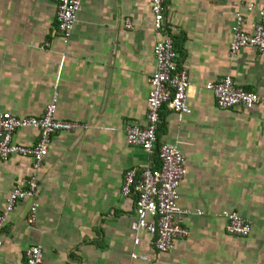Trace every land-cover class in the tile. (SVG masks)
Instances as JSON below:
<instances>
[{"label":"crops","instance_id":"0c3cea01","mask_svg":"<svg viewBox=\"0 0 264 264\" xmlns=\"http://www.w3.org/2000/svg\"><path fill=\"white\" fill-rule=\"evenodd\" d=\"M149 1L81 0L62 46L53 36L52 0H0V112L39 116L56 87V119L86 125L51 137L37 173L35 222L25 221L28 200L14 205L0 230V264H23L30 245L41 247V264H125L130 252L148 256L135 264H264V111L218 109L204 89L230 75L264 94V53L226 55L238 0L166 2L162 34L187 70L190 113L163 106L156 143L182 154L178 204L200 214L182 219L188 237L167 253H154L143 234L132 245L133 197L120 196L122 176L132 166H157L155 151L127 146L123 135L125 126L145 123L146 80L154 71ZM245 1L264 7V0ZM36 136L21 129L13 139L31 145ZM29 170L26 158L0 161V211ZM230 211L250 222L246 238L224 233Z\"/></svg>","mask_w":264,"mask_h":264},{"label":"built area","instance_id":"2783aa9c","mask_svg":"<svg viewBox=\"0 0 264 264\" xmlns=\"http://www.w3.org/2000/svg\"><path fill=\"white\" fill-rule=\"evenodd\" d=\"M54 13V38L65 46L68 44L81 0H52ZM167 0H150L149 12L151 28L155 40L151 47L154 71L147 78L148 93L145 105L144 126L127 125L123 130L127 146L136 147L146 154L155 151L157 166L148 164L132 166L122 176L119 194L123 198L133 197V219L129 229L132 233V245L137 246L139 235L148 237V246L156 254L169 252L174 243L188 237V229L182 225V219L189 215H199L178 204L179 184L186 173L184 159L176 145L156 143V130L160 119V110L164 106L178 116L188 115L186 103L188 73L185 67L176 65L172 41L164 36V16ZM254 14L255 18L247 21L246 17ZM123 27L131 28L129 18L123 21ZM230 39L226 55L229 59L237 53L250 48L257 53H264V7L253 2L238 0V8L232 13L229 27ZM46 42L43 43L46 46ZM208 91L216 108L221 110L241 109L264 111V94L248 91L236 85L230 75H223L216 81L206 82ZM57 92L52 87L49 103L41 115L18 117L8 112H0V161L10 156L30 160L27 177L16 183L8 192L0 211V230L6 216L19 201H30L26 213V224L31 226L36 219L37 173L46 157L51 137L59 132L85 129L86 125L76 121H62L55 117ZM21 129H32L37 136L33 144L21 145L14 141V134ZM224 233L227 236L246 238L250 233V222L235 211L225 214ZM0 238V246H1ZM23 264H41L42 249L39 245L27 246L22 254ZM148 256L130 252L125 264L136 261L146 262Z\"/></svg>","mask_w":264,"mask_h":264},{"label":"water","instance_id":"95a60500","mask_svg":"<svg viewBox=\"0 0 264 264\" xmlns=\"http://www.w3.org/2000/svg\"><path fill=\"white\" fill-rule=\"evenodd\" d=\"M29 204H30V201H28V203H27V208H28Z\"/></svg>","mask_w":264,"mask_h":264}]
</instances>
